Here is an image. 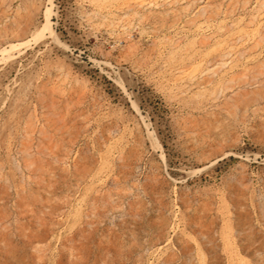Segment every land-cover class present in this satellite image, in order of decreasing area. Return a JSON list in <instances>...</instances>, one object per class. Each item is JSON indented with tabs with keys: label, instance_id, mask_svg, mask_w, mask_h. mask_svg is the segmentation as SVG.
<instances>
[{
	"label": "rangeland",
	"instance_id": "1",
	"mask_svg": "<svg viewBox=\"0 0 264 264\" xmlns=\"http://www.w3.org/2000/svg\"><path fill=\"white\" fill-rule=\"evenodd\" d=\"M0 264H264V0H0Z\"/></svg>",
	"mask_w": 264,
	"mask_h": 264
}]
</instances>
